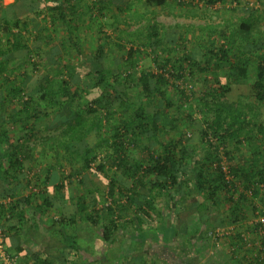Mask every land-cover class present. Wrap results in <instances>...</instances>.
<instances>
[{
    "label": "trees",
    "instance_id": "1",
    "mask_svg": "<svg viewBox=\"0 0 264 264\" xmlns=\"http://www.w3.org/2000/svg\"><path fill=\"white\" fill-rule=\"evenodd\" d=\"M168 1L145 0L148 6L153 7L165 6ZM216 1L208 0V3L215 4ZM47 2H53L49 11L45 9ZM67 3H70L69 0H16L10 8L16 16L6 20L2 27L8 43L4 49L0 38V227L6 255L16 259V264H57V260L46 253L35 254L32 246L55 239L59 245L50 246L49 242L48 248L63 246L68 250L77 249V213L84 215L86 222L97 227L105 241L109 242L124 228L123 215L127 206H132L134 198L139 197L148 177H154L152 189L158 192L169 187H178L182 194L186 193V189L193 191L194 208L213 219L209 224H200L199 234L203 232L210 238L211 231L236 225L235 232L226 239L229 242L233 238V242L244 249L243 229L244 232H252L251 217L254 219L257 212L264 214V125L252 107L244 115V106L237 108L222 102V99L231 91V85L252 80L253 96L264 103V41L251 39L248 35L254 26L252 18L250 22L243 21L240 26L248 35L243 48L234 45L231 37L219 49L196 50L197 55L189 54L184 47L187 55L182 61H167L157 66L166 69L171 79L186 80L185 72L192 75L194 69L205 73L202 81L207 92L204 91L205 96L200 99L202 108L198 111L203 116L197 118L192 104L186 108L189 97L182 90L180 93L185 102L177 107L175 102L164 96L162 85L171 84L167 77L159 72L140 69L143 54L140 44L128 48L126 56L117 60L114 69L103 62L104 47L97 49L96 57H93L85 51L82 54L77 42L73 41L74 61H69V51L61 48L56 41L60 40L59 22L68 17L72 22L76 19L75 13L66 9ZM32 17H40L52 28L45 34H35L29 19ZM159 37L158 24L151 25L147 36L151 50L161 45ZM116 47L121 51L126 49L123 45L117 44ZM15 57L17 62L12 60ZM250 62L254 64L252 78L249 76ZM226 69L230 74L220 76ZM42 70L44 76L40 74ZM50 72L53 74L50 75ZM34 82L38 87L36 91L31 90ZM131 88L139 90L135 105L130 101ZM159 95L163 101L158 112L152 104ZM133 106H136L134 112L129 113ZM151 107L156 112L148 111ZM174 107L177 108V119L167 124L163 118L164 110ZM66 108L71 113L68 121L62 120L57 125L66 124L62 132L64 140L58 147L66 151V158L71 163L76 164L80 160L83 164L80 169L75 168L71 174L64 176L55 185L53 194L50 191L43 194L39 190L22 198L17 197L12 190L13 181L19 178L29 180V174L23 171L29 155L24 162L19 158L22 150L27 152L26 148H30L25 143L30 135H36L40 118H50L56 112L63 113ZM118 114L120 121L117 124ZM181 117L188 119L197 133L193 138H187L180 130L179 136L168 140L170 132L177 130V125L183 120ZM18 126L20 136L16 132ZM104 132L111 135L106 137ZM91 134H96L94 143L89 141ZM163 135L166 138L161 142L158 137ZM260 136L261 144L250 154V159L246 160L245 155L238 157V150H229L230 144L239 147L248 141L252 145ZM50 142L56 145L53 138ZM108 148L111 150L102 156L101 152ZM41 150L44 153L45 147ZM135 150L139 151L140 157H133L132 151ZM223 162L227 163L232 175L230 182L226 181ZM76 177H79L77 184L84 191L83 195L76 197L77 201L72 199L75 194L72 179ZM97 177L106 186L105 198L110 200L101 207L99 198L102 188L95 182ZM89 182L93 185L90 189L86 187ZM117 187L121 188L118 194ZM249 190H252V196H248ZM188 197L189 194L184 196V200ZM7 199L10 201L5 202ZM65 199L73 200L72 204H65ZM222 206L226 207L227 214L221 211ZM47 210H53V213L47 216L46 223ZM141 210L148 215L147 211L153 210V207L148 205ZM29 211H33L32 218L27 214ZM213 212L221 214L216 217ZM71 231L73 234L70 236ZM0 264L6 263L0 259ZM248 264H264V248Z\"/></svg>",
    "mask_w": 264,
    "mask_h": 264
},
{
    "label": "crops",
    "instance_id": "2",
    "mask_svg": "<svg viewBox=\"0 0 264 264\" xmlns=\"http://www.w3.org/2000/svg\"><path fill=\"white\" fill-rule=\"evenodd\" d=\"M15 1L16 0H0V38L4 49L8 47L6 46L8 43L6 42V34L3 33L2 27L5 26L6 20H12L16 16L15 11L10 10ZM119 1L120 0H69L70 3H67L66 9L69 11L71 10V13H75L76 19L73 22L69 20V17L65 20H61V22H59L60 40L58 41V39H56V41L60 43L59 45H61V48L65 47L66 50L69 51V61H74V57L72 58V56H74L72 42L76 41L82 54L85 51L93 57H96L97 49L104 47V53L101 56L103 57V62L107 67L115 69L116 62L120 59L113 53V47H116L117 44L126 47L125 44L127 41H130L127 37L121 36L120 34L116 38L113 36L114 31L112 32V29L117 20L115 16H117L118 12H122V9L126 8L125 6H132V0H125L123 4H118ZM52 7L53 2H47L45 9L49 11ZM144 13L141 14L142 16L140 15V18L144 17L143 15H147V11L146 14ZM150 13H155V10H152ZM29 19L31 26L34 27L35 34H45L52 28L50 23H46L40 17ZM36 19L41 20L45 24L43 29H41L42 25L40 26V24L36 22ZM111 20L114 22H110ZM108 22L111 24L110 27L107 26ZM162 27L165 26L162 25ZM50 31H52V29ZM72 31H75V35ZM145 33L146 36H148L149 30ZM132 34L133 33H130L128 35L130 36ZM137 34L140 35L139 32L134 33V35ZM115 39H118V42ZM145 39L147 42L139 40V42L134 43V45L132 44V46H138L140 44L142 45L140 47L144 45L145 48H147L146 45H148V43L150 44V41L147 38ZM165 40L167 41V46H162L160 51L163 60L156 61L154 51L152 56L153 65L143 69H148L155 73L158 65L164 64L167 61L174 63L180 59L178 54L182 46L179 43L174 45L170 44V41L175 42V38L174 40H169L168 38ZM89 46L91 47L88 49ZM148 46L151 47L150 45ZM199 46L200 45L195 44L193 50L201 51V46ZM9 47L14 48V46ZM152 51L153 50H151V52ZM171 57L176 61L170 59ZM144 58L147 57L144 56ZM12 60L17 62L18 58L15 57ZM140 61L142 60L140 59ZM52 74L53 72H50V75ZM38 124L40 126V123ZM46 125H41L40 128L43 130L47 128L48 130V126ZM40 131L41 130L38 128L36 135H30L28 141L25 143L29 145L31 149L25 147L28 149L27 152L22 150L19 155V158H21L23 162L25 158H28L26 155H29V161L24 165L23 170L29 174V180L19 178L12 183V190L15 195L20 198L28 196L31 192H39V190H41L43 194L49 191L50 194H53L55 185L60 183L64 176H67L62 162H59L67 159L66 151L63 152L62 150L63 153L59 156L55 155L52 157L46 151L43 153L41 149L43 147L46 148L45 142L51 138L48 135H39ZM16 132L18 136L21 135L19 126L16 127ZM165 138L166 136L164 135L158 137L161 142L165 141ZM173 138L175 137L169 136L168 140ZM19 141L22 144L24 143L23 140ZM34 141H40L39 143L42 144L37 145ZM32 149L33 151H31ZM49 152L51 153V151ZM80 167L76 168L80 169ZM13 170H15V168ZM11 172L13 171L11 170ZM20 176H22V173ZM78 179L79 177L72 179L73 190L75 191L72 199L75 201L78 200H76V197L84 193L83 187L77 184ZM154 181V177L145 179L139 197L136 196V198H134L132 206H127V212L123 215V222L125 223L124 228L114 234L109 242L105 241L102 232L98 230L97 227H92L89 222H86L84 215L79 216L77 213V225L75 227L78 233V248L75 250H68L64 249L63 246L45 247V249L38 247L41 249L40 254L46 253L45 255H48L50 258L56 259L57 264H248V261L252 260L253 255L257 256L255 255L257 251L250 249L246 245L244 249L239 248L238 246L240 245H237L235 241L233 242V238L231 240L229 239V242L228 239L224 240L222 244L218 246L213 243L210 238L204 236L203 232L199 234L198 230L201 227L200 224H209L213 219L207 214H203V212L200 214V212H197L194 208L195 205L193 203H195V197L193 191L186 189V193L182 194L178 187H169L168 190H161L158 192V190L152 189ZM92 186L93 185L89 182L86 187L90 189ZM71 190L72 189H70V191ZM119 190H121V188L117 187V194ZM188 194L190 197L184 200V196ZM73 200L69 201L65 199V204H72ZM148 205L150 208L153 207V210H148V215H146L141 209L146 208V206L148 207ZM226 210V207L222 206L221 211L227 214L228 211L226 212ZM216 212H213V215L217 214L215 215L216 217L221 214L220 212ZM52 213L53 210H47L46 217L44 218L46 223L47 216H50ZM27 214L32 218L31 215H33V211H29ZM33 217L36 219L35 216ZM120 223L121 222L118 224ZM204 226L206 229L207 225L204 224ZM78 228L83 229L81 232H78ZM87 231H89V233ZM235 245L236 249L234 248ZM64 254H67V257H64Z\"/></svg>",
    "mask_w": 264,
    "mask_h": 264
},
{
    "label": "rangeland",
    "instance_id": "3",
    "mask_svg": "<svg viewBox=\"0 0 264 264\" xmlns=\"http://www.w3.org/2000/svg\"><path fill=\"white\" fill-rule=\"evenodd\" d=\"M127 1V0H126ZM180 1L184 2H190V4L184 3L183 5H180ZM125 0H120L118 4H123ZM132 6L123 8L122 12H118L117 16H115L116 22L114 23V28L112 29L113 36L116 38L119 36H125L128 38L127 43L125 44L126 49L121 51L117 47H113V53L117 57H124L126 56V51L128 48L132 47V44L139 42V40H143L142 42H147L145 38H147L146 33L147 30H149L150 25H156L159 26L160 31V37L159 39L163 42L161 43L159 47H157L155 50V54L157 56V60H163V56L161 55V49L162 46H167V41L165 39H173V36L175 35V42L170 41V44L174 45L179 43L183 48L186 47L187 52L189 54L194 53V55H197L198 52H195L193 50L194 45H200L202 51L208 49L211 47L212 49H219L222 43L228 42L230 38L233 39V44H238L240 48H243L247 44V36L250 35L251 39H256L257 41H264V0L258 2L256 0H226V2L222 1H216L215 4L208 3V0H169L168 3L165 6L162 7H153L148 6L144 0H133V3H131ZM124 6V5H122ZM132 9V10H131ZM131 10V11H130ZM145 10V11H144ZM152 10H155V13H150ZM145 13H144V12ZM147 15H143L144 17L140 18V15L142 13ZM123 14V15H121ZM142 16V15H141ZM33 18V17H32ZM250 18H252V22H254V26L252 28V31H250V34L246 35V31L241 29V24L243 21L250 22ZM37 23L40 24L41 29L45 26V24L39 20L36 19ZM110 22H114L111 20ZM110 22L107 23V26L110 27ZM164 25L165 27H162ZM122 26V27H121ZM161 26V28H160ZM168 26V27H167ZM125 28V29H123ZM137 28V29H136ZM110 29V28H108ZM123 30V32H122ZM42 31V30H41ZM135 32H139L140 35H134ZM130 33H133L132 35H128ZM127 35V36H126ZM123 37V38H125ZM118 42V39H115ZM145 40V41H144ZM142 47L143 54L141 56V60L139 62V67L145 68L153 65L152 56L153 51L151 52V48L146 45ZM89 46L88 48H90ZM180 48L179 52V60L182 61L185 56L187 55L186 50ZM206 48V49H205ZM165 51V49L163 48ZM183 52V53H182ZM236 52H238L236 50ZM171 54V53H170ZM181 54V56H180ZM177 55V54H176ZM146 56L147 58H144ZM150 57V58H149ZM155 57V56H154ZM176 57V56H175ZM156 58V57H155ZM147 59V60H145ZM170 59L174 60L173 57ZM178 60V61H179ZM203 61L204 58H202ZM176 61V60H174ZM113 65V64H112ZM115 65V64H114ZM158 68V67H157ZM169 69V66H168ZM249 76L250 78L253 77L254 72V64L250 62L249 66ZM40 74L42 76L45 75L44 71H40ZM230 74V71L226 69L223 73H221L220 76L226 77ZM203 77H205V73H202L198 69H194L193 76L189 74L188 71L185 72V78L184 79H177V78H169L170 85H162L161 89L166 98L168 100H171L172 102H175L176 107L180 105V103L185 102V98L181 97L180 90L183 91V94L185 93L189 97V101H187V107L188 104H192L194 106V111L196 112L197 118H201L203 116L202 113H199L198 111L201 110V97L205 96L204 94L207 92V90H204L205 86L203 84ZM251 80V79H250ZM252 80H247L246 83L241 85H231V91L226 94L225 98L222 99V102H226L227 104H233V106L239 108V106H244L243 111L246 113H249V108L252 107V111L258 114L259 119L263 122L264 125V103L259 102L255 99L252 93L251 85ZM35 83V82H34ZM33 88L31 90L36 91L38 90V87L35 84H33ZM179 89V90H178ZM138 89L137 88H131L129 89V96L130 101L134 102L133 105H135V102L138 99ZM206 91V92H204ZM146 101V100H145ZM161 101H163L162 96L159 95L155 99V102L152 104L153 107H157V111L159 112L158 107H161ZM209 102H212L211 99H208ZM214 101V100H213ZM144 102V101H143ZM248 106V107H247ZM136 107V106H135ZM135 107L133 106L130 108L129 113L134 112ZM171 108L164 110V121L168 124L172 119H175L178 116L177 108ZM163 108V107H162ZM156 112L155 109L148 108V111ZM71 110H68L66 108L63 110V113H55L56 115H53L50 118L42 117L40 118V126H50V129L43 130L40 128L39 124L37 125V129L39 128L41 136L48 135L50 138L54 139V144H52L50 140L45 142V151L49 153V155L52 156H59L62 152V149L58 147L61 141H63L64 137L62 138L66 124H61L60 121H68L70 117ZM94 116V114L92 115ZM91 116V117H92ZM90 117V116H89ZM183 118L182 121L179 122L177 125L178 128L175 131L170 132L171 136L177 137L180 134V130H182L187 138H193L194 135L197 133V129L188 122V119ZM177 119V118H176ZM120 121V114L116 117V123L118 124ZM169 128V126H168ZM43 130V131H42ZM105 136L108 137L111 134H107L106 132ZM96 134H91L89 137L90 142L96 141ZM262 136V135H261ZM261 136L257 138V142H254L252 145L248 143V141H244L241 146H236V144H230L229 150L237 151L236 154H238V157L240 155H245V159H250V154L255 151V148H258L261 144ZM263 137V136H262ZM41 141V140H40ZM40 141H34V143H39ZM57 142V143H56ZM69 144V143H67ZM264 149V147H263ZM106 150V151H105ZM102 151V156H105V152H109L111 149H105ZM51 151V153L49 152ZM133 157L136 158L139 156V151H132ZM236 160H238L237 157H235ZM50 160V159H49ZM45 161V159H44ZM48 161V160H47ZM58 161V160H57ZM59 162H62L64 170L67 172V175L71 174L73 170L76 167H80L83 163L82 161L78 160L77 165L71 163L69 159L67 160H61ZM95 182L100 185L102 188L100 193V200H99V207H101L104 202L108 201L106 197V192L108 191L106 186H104V183H101L100 177H97L95 179ZM35 186V185H33ZM118 197V196H117ZM110 201V200H109ZM108 201V202H109ZM251 217V216H250ZM86 223V222H85ZM79 227V226H78ZM83 228H78V232H81ZM77 231V230H76ZM89 233V231H87ZM85 233V232H84ZM70 236L73 234L69 233ZM78 234V233H77ZM47 240V239H46ZM50 246L59 245V243L52 239L51 241L47 240L45 243L43 242L42 246L36 245L32 246V249L35 251V253L39 254L41 252V249L38 247H42L45 249V247H48L47 244ZM78 244V242H77Z\"/></svg>",
    "mask_w": 264,
    "mask_h": 264
},
{
    "label": "built area",
    "instance_id": "4",
    "mask_svg": "<svg viewBox=\"0 0 264 264\" xmlns=\"http://www.w3.org/2000/svg\"><path fill=\"white\" fill-rule=\"evenodd\" d=\"M156 72H159V74H163L165 77H167V79L170 78L169 73L167 72L166 69H159L156 68ZM223 171L226 174V181L230 182L232 181V175L230 174V170L228 168V165L226 162H223ZM241 189V187H240ZM248 196H252V190H249L247 192ZM10 200L7 199L5 200V202H9ZM256 217H251V221H253V223H250V225H252L253 227V231H245V229H243V233H242V238L244 241V244L249 247L252 250L257 251L255 255L258 254L259 250H263V244H264V214H259L258 212L256 213ZM259 224V226L257 225ZM246 228V227H245ZM236 230V225H229L223 228H217L214 231H211L209 233V237L212 240L213 243H215L216 245H221L222 242L224 240H226V238L228 236H230L232 233H234ZM3 230L0 227V259L4 261V263L6 264H16V259H10L5 251H4V247H3ZM254 257V255H253ZM252 257V258H253Z\"/></svg>",
    "mask_w": 264,
    "mask_h": 264
}]
</instances>
